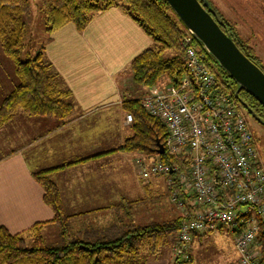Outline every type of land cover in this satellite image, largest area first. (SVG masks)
<instances>
[{
  "label": "crops",
  "instance_id": "crops-1",
  "mask_svg": "<svg viewBox=\"0 0 264 264\" xmlns=\"http://www.w3.org/2000/svg\"><path fill=\"white\" fill-rule=\"evenodd\" d=\"M42 45L58 83L70 91L73 107L64 121L17 111L0 128L5 142L0 148L8 149L0 153V226L19 233L44 222L42 236L55 240L53 212L34 172L50 170L66 213L74 216V228L97 226L108 220V206L147 193L135 166L143 155L116 149L132 133L122 97L141 95L144 88L133 85L131 60L153 41L123 8L112 6L82 31L67 23ZM2 58L7 59L1 53ZM6 61L10 73L0 62V75L8 80H0V100L15 82L12 62ZM167 263L160 257L146 264Z\"/></svg>",
  "mask_w": 264,
  "mask_h": 264
},
{
  "label": "trees",
  "instance_id": "trees-1",
  "mask_svg": "<svg viewBox=\"0 0 264 264\" xmlns=\"http://www.w3.org/2000/svg\"><path fill=\"white\" fill-rule=\"evenodd\" d=\"M42 3L48 35L67 23L82 31L97 13L112 6L123 8L153 41L152 46L139 52L130 63L132 81L140 88L155 85L161 76L175 84L186 71L180 43L185 28L165 0H42ZM28 10V0H0V51L12 62L15 77V82L0 100V128L17 111L28 117L51 116L64 121L73 107L70 91L60 86L56 73L44 58L43 45L33 51L26 47ZM216 16L222 29L264 72L260 58L249 42L240 37L236 25ZM194 44L200 49L195 39ZM207 58L226 88L235 90L233 80L209 54ZM138 95L122 97L125 111L132 115V133L116 150L157 156L167 162L169 156L157 152L158 143H164L167 129L142 108ZM238 96L257 116H264V106L253 96L244 90H240ZM49 171L34 172L33 176L43 189V201L53 212L51 221L58 229L57 238L49 241L42 236L44 222H37L19 233H11L0 226V264H146L161 257L160 248L166 235H171L174 242L180 214L162 221H137L135 207L143 201L140 199L108 206L105 208L111 212L108 220L97 226L84 223L74 228L70 222L74 216L66 213ZM144 185L147 193L151 192L149 185ZM258 238L264 257L262 230ZM191 260V256L189 260L174 256V264H192Z\"/></svg>",
  "mask_w": 264,
  "mask_h": 264
},
{
  "label": "built area",
  "instance_id": "built-area-1",
  "mask_svg": "<svg viewBox=\"0 0 264 264\" xmlns=\"http://www.w3.org/2000/svg\"><path fill=\"white\" fill-rule=\"evenodd\" d=\"M180 43L186 71L179 81L163 89L146 86L138 96L167 129L162 146L169 161L137 158L138 177H163L179 211L174 256L189 260L196 234L225 228L234 236L238 264H264L258 238L264 232V166L246 111L186 28ZM125 120L131 123L132 115Z\"/></svg>",
  "mask_w": 264,
  "mask_h": 264
},
{
  "label": "rangeland",
  "instance_id": "rangeland-1",
  "mask_svg": "<svg viewBox=\"0 0 264 264\" xmlns=\"http://www.w3.org/2000/svg\"><path fill=\"white\" fill-rule=\"evenodd\" d=\"M28 1L29 10L25 16L27 28L25 30L24 42L26 43L28 51H33L44 41L49 39V35L45 31V17L42 10V0ZM205 1L208 3V7L210 6L216 14L236 25L240 37L249 42L250 46L260 58V63L264 65V0ZM167 54L168 53H166V55ZM3 60H8V62L11 61L3 58L0 60L10 73V63L6 64ZM7 76H9V74ZM0 80L3 81V83L8 81L5 80L2 75H0ZM168 84L169 81L167 78L161 76L155 83V87L157 89H163ZM246 116L249 126L252 128L253 121L248 114ZM254 135L256 137L255 144L264 165V127L258 125ZM3 138L4 135L0 134V146L5 143ZM7 150L8 149L4 147L3 149L0 148V153L6 152ZM138 178L140 184L149 185V190L151 192L144 196L142 195L143 197H141L140 200L143 201H140L135 207L137 221H162L178 215L179 211L169 200L168 190L163 182V177L150 179L151 181L148 180L145 183L140 177ZM233 237L234 236L225 228L213 232L196 234L189 245L190 256L192 258L191 263L238 264L237 254L233 246ZM172 242L171 235H166L165 241L160 248V256L168 262L167 264H174V255L171 251Z\"/></svg>",
  "mask_w": 264,
  "mask_h": 264
},
{
  "label": "water",
  "instance_id": "water-1",
  "mask_svg": "<svg viewBox=\"0 0 264 264\" xmlns=\"http://www.w3.org/2000/svg\"><path fill=\"white\" fill-rule=\"evenodd\" d=\"M165 1L192 37L233 80L236 85L233 95L237 101L248 114L260 120L238 96V92L246 91L264 106L263 70L251 61L222 29L219 18L209 11L205 0ZM163 151L162 144L158 143L157 152L162 153Z\"/></svg>",
  "mask_w": 264,
  "mask_h": 264
},
{
  "label": "flooded vegetation",
  "instance_id": "flooded-vegetation-1",
  "mask_svg": "<svg viewBox=\"0 0 264 264\" xmlns=\"http://www.w3.org/2000/svg\"><path fill=\"white\" fill-rule=\"evenodd\" d=\"M208 9H209V11H211L213 14H215L216 15V13L211 9V7L209 6L208 7ZM249 115V117L251 118V120L253 121V126H252V132H253V135H254V132L256 131V128H257V126L259 125V126H263L264 127V116H257V117H259L260 118V120L259 119H256V118H254V117H252L250 114H248ZM254 138H255V141H256V137H255V135H254ZM258 153H259V151H258Z\"/></svg>",
  "mask_w": 264,
  "mask_h": 264
}]
</instances>
